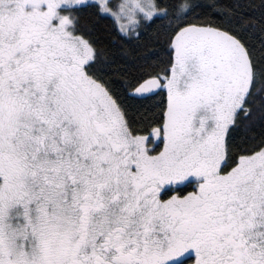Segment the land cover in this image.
Wrapping results in <instances>:
<instances>
[{
	"label": "snow or ice",
	"instance_id": "obj_1",
	"mask_svg": "<svg viewBox=\"0 0 264 264\" xmlns=\"http://www.w3.org/2000/svg\"><path fill=\"white\" fill-rule=\"evenodd\" d=\"M0 264H264V0H0Z\"/></svg>",
	"mask_w": 264,
	"mask_h": 264
}]
</instances>
